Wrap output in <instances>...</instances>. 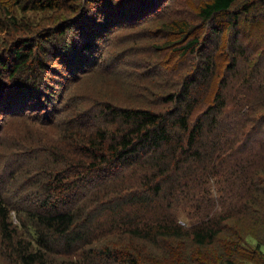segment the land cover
I'll return each instance as SVG.
<instances>
[{
    "label": "trees",
    "instance_id": "16d2710c",
    "mask_svg": "<svg viewBox=\"0 0 264 264\" xmlns=\"http://www.w3.org/2000/svg\"><path fill=\"white\" fill-rule=\"evenodd\" d=\"M101 1L98 0L96 8L113 17L130 11L150 12L161 0H118L110 5ZM79 2L81 0H12V7L21 15L53 12L51 25H43L36 31L28 27L23 16L2 18L1 9H8L9 1L1 7L0 36L9 39L7 44L13 46L8 61L4 58L6 52L3 54L0 50V71H8L6 80L12 81L18 93L36 101L47 95L46 89L35 80L37 72L46 68L43 46L50 42V35L55 31L57 36L71 34L70 39L59 40L60 43L48 51L57 50L66 62L70 59L65 58L78 48L77 57L72 64L69 61V71L71 73L73 67L77 74L87 72L90 61H85L81 52L86 53L117 25L105 19L104 13L102 17L96 8L93 18L86 9L78 14ZM124 2L134 5L127 8ZM238 3H241V11H233ZM197 6L198 19L203 23L225 15L230 19L228 26L236 27L240 14H250L256 9L262 11L261 15L254 14L260 18L257 24L264 21V0H199ZM76 15L78 17L74 18ZM87 19L88 25L84 23ZM90 24L97 27V31H88ZM164 25L179 38L156 48L159 51L193 36L191 33L195 30L183 20ZM250 27L255 28L254 24ZM74 28H80L88 37L80 47L71 42ZM198 39L195 36L180 50L191 48ZM9 45L3 49H8ZM234 48L241 50L243 45H233ZM212 53L204 54L203 62L199 60L200 66L198 63L194 72L185 75L180 89L164 98L168 105L164 113L148 107H122L112 102L87 109L77 102L70 118L63 120L62 117L63 121L56 124L59 135L55 141L45 142L39 138L36 145L21 144V153L29 155V162L26 159L17 162L11 166L14 170L5 175L0 171V240L2 251L12 264H46L42 252L60 251L71 253L67 264H155L151 259L153 255L149 257L139 245L163 243L161 246H164L167 243L166 248H169L173 242L178 246L184 242L198 246L213 244L226 231V222L234 215L237 199L246 200L241 204L243 208L254 201L259 204V195L264 194V130L261 126L264 113L255 118L250 104L254 117L247 121L256 123L251 130L263 132L260 141L252 145L250 133L241 128L237 133L234 127L235 132L229 134L232 123L226 119L229 108L222 93L214 95L211 103L192 119L198 102H205L212 93ZM248 77L255 82L253 69ZM250 82L247 80L243 89L252 94L255 89ZM2 86H6L8 93L12 89V86ZM72 100L69 98L63 106ZM11 101L13 103L6 106L12 111L16 108L17 114L38 111L50 119L47 105L41 101L28 106L22 95ZM70 107L71 103L62 111L67 113ZM242 118L239 114L238 122L243 121ZM5 159L8 161L9 157ZM132 174H135L133 178ZM213 179H216L217 199L213 195ZM10 181L18 185H12L9 191ZM178 198L184 199L182 210H188L189 225L178 222V207L172 205ZM249 209L250 206L245 212ZM12 211L19 214L17 224L11 220ZM121 228L127 233L119 238L124 243L117 244L111 231ZM103 230L106 236L102 243L100 232ZM237 244L232 245L236 246L233 252L221 256L218 264H241L240 261L247 258L255 262L257 253L264 264V253L259 246L253 250ZM174 256L177 260L183 259L182 254Z\"/></svg>",
    "mask_w": 264,
    "mask_h": 264
},
{
    "label": "rangeland",
    "instance_id": "374dc122",
    "mask_svg": "<svg viewBox=\"0 0 264 264\" xmlns=\"http://www.w3.org/2000/svg\"><path fill=\"white\" fill-rule=\"evenodd\" d=\"M8 1L11 6L8 5V9H1ZM116 1L118 0H103L101 2H106L107 5H110L111 2ZM198 1L161 0L150 12L130 11L122 16L115 14L112 17L106 14L105 11L98 9L99 7L96 8L98 0L92 3L88 2V0H81L79 2L81 9L78 14L81 10L84 11L86 9L91 12L90 16L93 18V14H95L97 9V12L102 17V13H104L105 19L112 20L117 27L112 28L105 38L98 39L96 44H93L86 53L85 51L81 52L83 59L87 62L90 61L87 67L88 70L84 74H77L73 67H71V73L69 71V61L72 64V60L78 55V48H75V52L72 51L70 56L65 58L70 59L66 62L62 60L57 50L48 51L51 47L57 46L60 43L59 40H69L71 34L69 33L70 36H57L56 31L51 34L50 42L43 46L45 49L46 60L44 62L46 68L37 72V79L35 80V83L38 80L37 84L46 89V98L45 96L40 97L36 101L33 97L29 98L27 95L18 93L11 85L12 81L7 82L6 80L8 71H0V171L5 175L8 171L14 170L11 166L17 162H23L24 159L29 162V155L21 153L23 152L21 144L33 143L36 145L39 138L45 140V142L55 141L59 135V126H56V124L61 121L60 118L62 117H64L62 118L63 120L70 118L72 108L77 102H79V106L87 109L96 108L97 104H104V102H112L122 107L125 105L148 107L164 113L168 106L165 104L166 100L164 98L168 94H173L174 91L179 90L185 75L194 72L198 63L200 66L199 60L202 59L201 62H203L204 54L211 52H213L210 55L214 61L213 83L210 88L212 93L208 95L205 102H202L203 100L198 102L199 105L196 107L192 119L201 110H204L208 103H211L210 100L213 99L214 95L222 93L226 107L229 108L226 119L232 123L229 134L235 132L234 127L237 133H239L241 128L245 133H250L252 137L251 145L259 142L264 131L254 133L251 129L256 123H248L247 120L254 117L250 112V104L255 110V118L264 113V21L257 24L260 18L256 17L258 13L261 15L262 11L256 9L250 14H240L236 27L228 26L230 19L225 15L215 21L203 23L199 21L197 16ZM124 3L127 8H132L134 5V3L133 5ZM240 5L241 3L235 5L233 11H241ZM0 9L4 20L6 15L23 16V21L29 23L28 27H31L34 31L43 28V25H51L53 12H29L21 15L12 7V0H7V2L0 0ZM255 13L257 14L256 16H254ZM76 17L78 15L74 16V18ZM121 19H123V22ZM174 20L187 21L188 24L195 27V30L191 33L193 36L179 41V43L174 44L168 50L164 48L159 51L156 48L169 45L170 42H175L179 38L178 35H172L164 25L165 23L170 24ZM95 21L97 20L95 19ZM102 21L103 18L100 19V22ZM88 22L89 19L84 21L87 25L89 24ZM253 24L255 26L254 29L250 27ZM97 29L93 25L88 27V31H97ZM73 34L71 42L80 44L77 47H80L88 39L80 28H74ZM195 36L199 37L198 42L186 51H181L180 48ZM55 37L57 39L54 40ZM38 38L34 40L39 41ZM7 40L9 39H3V36H0V50L3 51V54L6 52L4 58H7L8 61V59L11 60L9 57H12L11 48L13 45L7 44ZM55 41H58V43ZM8 45V49H3L4 46L8 47ZM233 45H241V47L243 45V48L241 50L232 49ZM234 58L236 59L235 61H233ZM252 69L255 82L251 79L252 77H248ZM242 74L244 75L242 76ZM247 80H251L250 83L253 82L255 92L252 94L243 89ZM2 85H7L10 88L12 86L11 91L8 93L6 86L3 87ZM20 95H22V100L27 101L28 106H32L34 103L38 104L37 102L39 101L47 105L46 111L48 115L50 114V119H46L47 116L45 114L43 116L40 115L38 111L25 113V115L17 114L16 108L12 111L11 107L6 106L13 103L11 99L19 98ZM69 98H73V100L63 106ZM77 98L79 100H75ZM3 100L5 101L3 103L4 106L2 105ZM70 103L72 104L71 110L64 113L65 108L67 109ZM92 104L94 106H91ZM11 112L14 115H10ZM239 114L243 115V121L238 122ZM88 123L91 124V122ZM261 126H263L264 130V123ZM7 157H9L8 161L5 159ZM134 175H129V177L133 178ZM212 181L213 195L217 199L219 194H217L215 188L216 179ZM18 183H20L19 179ZM12 185L18 184L12 182L9 185V191ZM258 201V205L254 201L243 208L241 204H244L246 200L237 199L238 205L232 211L234 215L226 222L224 229L226 231L213 244L198 246L190 242H184L178 246L176 242H173L169 248H166L167 243L164 246H161L163 243H157V246L137 245L140 246V249L144 248L148 252L149 257L153 255L151 259L155 261V264H203L204 261L207 264H218L221 256L233 252L236 246L232 245L237 243L238 247L246 246L248 249L259 246L264 253V194L259 195ZM22 204V202L19 203V206ZM172 205L180 208L179 210L177 208L176 213L179 219L178 222L189 225L191 220L188 217L190 216L188 210H182L184 199L178 198ZM248 206H250V209L245 212ZM175 210L176 208L173 209V212ZM10 216L12 222L17 224L19 214L12 211ZM125 231L127 233V230L122 228L111 231L116 237L118 236V240L116 237L114 240L117 244L124 243V240L119 238L125 236L123 235ZM100 233H102L101 241L103 243L106 231L103 230ZM238 236H241V239L238 240ZM2 246L0 240V264H12L2 251ZM32 246L35 245L33 244ZM147 246L149 247L146 249ZM60 252H42L43 260H45L46 264L69 263L72 258L69 255L71 253ZM181 254L182 260H177L178 258L174 256L177 255L179 257ZM240 263L263 264L258 253L255 262L247 258L241 260Z\"/></svg>",
    "mask_w": 264,
    "mask_h": 264
}]
</instances>
